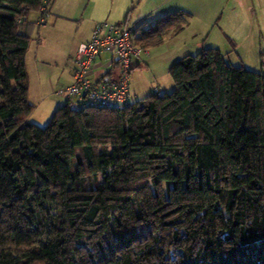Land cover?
Listing matches in <instances>:
<instances>
[{
  "label": "trees",
  "instance_id": "1",
  "mask_svg": "<svg viewBox=\"0 0 264 264\" xmlns=\"http://www.w3.org/2000/svg\"><path fill=\"white\" fill-rule=\"evenodd\" d=\"M32 12L46 0H0V264H264V73L203 48L171 65V92L122 109L68 98L41 127ZM189 16L138 25L137 43Z\"/></svg>",
  "mask_w": 264,
  "mask_h": 264
},
{
  "label": "rangeland",
  "instance_id": "2",
  "mask_svg": "<svg viewBox=\"0 0 264 264\" xmlns=\"http://www.w3.org/2000/svg\"><path fill=\"white\" fill-rule=\"evenodd\" d=\"M52 1L46 0L47 5L51 6ZM107 1L106 3V0H63L62 2L66 4L73 3L78 6V12L73 20L60 18L55 30L52 23L48 22V17L45 16L47 23L41 24L38 20L33 22L35 18L41 17L38 12H32L29 15L28 24L33 26V29L29 32L31 43L26 61L29 74V101L34 105V109L28 117L29 122L45 127L53 117L55 110L67 101L68 96L60 93L59 90L68 86L70 82V71L73 63L69 53L73 42L82 33L81 27L78 29L81 25L79 19L82 14L87 15L88 12L94 11L99 14L109 12L111 0ZM107 20L116 23L114 20ZM30 21L33 23L31 24ZM252 21H254L253 26H257V19L250 20V23ZM197 22L195 21L193 25L185 27L186 29L181 34L166 35L161 44L149 48L151 53L149 61L143 63L141 67H135L130 75V90L133 101H141L154 92L173 91L175 82L170 73L171 65L187 54H195L203 48L212 47L211 45L216 44L215 33L217 29L212 31L208 40L202 35L192 36L191 31L196 27ZM134 25L135 23L130 24V26ZM26 26L22 27L25 31ZM219 40L220 37L217 36L218 43H220ZM199 43V48L196 50L195 47ZM230 47L232 50L229 51L228 55L225 54L228 61L234 65L264 73L263 31L261 32L258 28V31L253 33L248 40L238 46ZM222 51L227 53L226 50ZM146 56L149 55H142L141 59L148 58ZM45 90L50 93L51 97H45L46 100L43 101L42 92ZM62 100L63 102L58 104V101ZM40 101H43L41 105H39ZM57 104L58 106L54 108ZM51 106L52 110H49ZM48 110L50 111L49 114L46 112Z\"/></svg>",
  "mask_w": 264,
  "mask_h": 264
},
{
  "label": "crops",
  "instance_id": "3",
  "mask_svg": "<svg viewBox=\"0 0 264 264\" xmlns=\"http://www.w3.org/2000/svg\"><path fill=\"white\" fill-rule=\"evenodd\" d=\"M62 1L63 0H53L52 5L48 6V12L45 15L48 17V22L52 23L54 30L60 18L64 17L65 19L73 20L76 18L78 12V6L73 3L66 4ZM107 2L106 0V3ZM176 11H185L190 15L189 23L186 25V28L189 25H193L195 21H198L196 27L191 31L193 37L202 35L205 38L207 37L208 40L212 31L217 29L216 33H218H215L216 44L211 46L226 50L227 53L224 54L227 55L229 51L232 50L230 46H238L240 43L245 42L253 33L255 34L258 31V28L261 32H264V0H111V10L109 12L99 14L93 11L88 12L87 15H81L79 19L81 25L78 29L81 27L82 33L80 37L73 42L72 49L69 53L73 67L70 71V82L68 84L73 82L75 69L74 57L78 47L81 43L90 39L92 31L98 22L111 19L116 23L128 24L129 26L135 23L134 26L136 27L142 23H146L148 27L154 24L159 17ZM38 13L42 17V13ZM41 17L35 18L33 22L37 20L40 21ZM254 19H257L256 22L258 27L253 26L254 21L250 23V20ZM33 22L30 21L31 24ZM32 27L33 26L28 24L26 26V31L28 33L31 32L33 29ZM184 29L178 34H181ZM255 29L257 30L255 31ZM217 36L220 37V43L217 42ZM198 45H200V43L196 45V50L199 48ZM224 47L226 49H223ZM150 56L151 53L149 56H146L148 58L133 59L131 73L135 67H141L143 63H147ZM90 77L96 82L102 79H117L119 77L118 64L114 63L110 53H103L95 60L90 72ZM158 93L162 94L160 91H158ZM42 94L43 101L46 100L44 99L45 97H51L50 93L46 90L43 91ZM42 102L40 101L39 105H41ZM61 102H63V100L58 101V104H61ZM132 102L135 101L132 100ZM58 104L55 105L54 108H56ZM49 110H52V106ZM49 110L46 111L47 114H49Z\"/></svg>",
  "mask_w": 264,
  "mask_h": 264
},
{
  "label": "built area",
  "instance_id": "4",
  "mask_svg": "<svg viewBox=\"0 0 264 264\" xmlns=\"http://www.w3.org/2000/svg\"><path fill=\"white\" fill-rule=\"evenodd\" d=\"M39 22H46L45 15ZM136 28L108 20L98 22L90 39L78 47L73 82L59 92L81 106L116 109L129 106L132 103L129 80L133 59L150 54L148 47L137 43ZM103 53H110L114 63L118 64L119 77L96 82L91 79L90 72L95 60Z\"/></svg>",
  "mask_w": 264,
  "mask_h": 264
}]
</instances>
